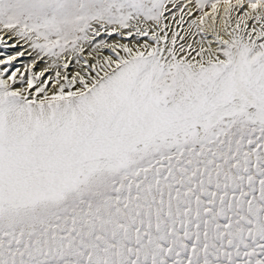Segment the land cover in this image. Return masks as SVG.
Returning a JSON list of instances; mask_svg holds the SVG:
<instances>
[{"label": "snow or ice", "instance_id": "6c2138e0", "mask_svg": "<svg viewBox=\"0 0 264 264\" xmlns=\"http://www.w3.org/2000/svg\"><path fill=\"white\" fill-rule=\"evenodd\" d=\"M16 46L0 264H264V0H0Z\"/></svg>", "mask_w": 264, "mask_h": 264}, {"label": "bare ground", "instance_id": "6f19581e", "mask_svg": "<svg viewBox=\"0 0 264 264\" xmlns=\"http://www.w3.org/2000/svg\"><path fill=\"white\" fill-rule=\"evenodd\" d=\"M233 2H235V0H233ZM193 3H195V0H193ZM206 10L209 11V12L211 11L210 7L207 8ZM185 11H187V9H185ZM222 11H223V10H222V8H221V10H220L221 14H222ZM242 12H243V9H241V13H242ZM241 13H234V15H239V14H241ZM198 15H200L199 10H197L196 12H193V13H192V16H191V17H188L187 19H194V18H195L196 16H198ZM184 26L187 27V23H185ZM178 30L182 31V29H178ZM8 43L12 44V43H14V41H8ZM24 48H27V46L24 45ZM16 50H21V49H20V46H16L15 49L8 50L7 52H6V49H5V48L0 47V51H4V53H3L4 55H0V59H5L7 55H9V54H14V52H15ZM29 51H30V49H29ZM29 59H30V58H29L27 55H25V56H23V57H18L17 60H15V61H17V62H15V61L12 62L13 67L10 68V69H9V72H8V73H5V75H6V76L9 75V74L11 73V71L15 70V68H20V71H21V72H24V67H23V65H24L25 63H27ZM3 67H5V65H0V68H3ZM35 70L38 71V70H40V69H39V67H38V68H36ZM18 74H19V73H18ZM25 74H27V73H25ZM47 75H48V74L46 73V76H47ZM45 78H46V77H45Z\"/></svg>", "mask_w": 264, "mask_h": 264}, {"label": "rangeland", "instance_id": "374dc122", "mask_svg": "<svg viewBox=\"0 0 264 264\" xmlns=\"http://www.w3.org/2000/svg\"><path fill=\"white\" fill-rule=\"evenodd\" d=\"M5 49H6V48H5ZM8 50H11V49H6V52H7ZM0 53H4V51H0ZM15 62H17V61H15Z\"/></svg>", "mask_w": 264, "mask_h": 264}]
</instances>
